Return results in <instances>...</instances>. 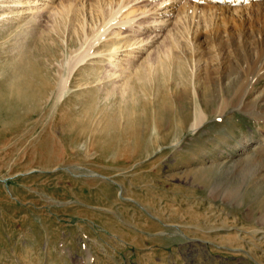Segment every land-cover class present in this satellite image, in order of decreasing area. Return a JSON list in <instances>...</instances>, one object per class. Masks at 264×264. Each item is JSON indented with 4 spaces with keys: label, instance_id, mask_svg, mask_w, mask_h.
Segmentation results:
<instances>
[{
    "label": "rangeland",
    "instance_id": "1",
    "mask_svg": "<svg viewBox=\"0 0 264 264\" xmlns=\"http://www.w3.org/2000/svg\"><path fill=\"white\" fill-rule=\"evenodd\" d=\"M4 1L0 264H264V171L239 189L215 167L223 139L253 137L254 123L233 111L189 128L194 93L257 37L262 7L171 0L156 37L131 30L164 0H56L36 14ZM134 43L149 45L122 52Z\"/></svg>",
    "mask_w": 264,
    "mask_h": 264
},
{
    "label": "bare ground",
    "instance_id": "2",
    "mask_svg": "<svg viewBox=\"0 0 264 264\" xmlns=\"http://www.w3.org/2000/svg\"><path fill=\"white\" fill-rule=\"evenodd\" d=\"M55 1L56 0H26L24 2L23 0H6L4 1L5 5L3 4L2 7H14V9H16L25 6L30 10L29 13L36 14L43 10L45 11V8H47L46 6ZM219 1L223 4H227V7L233 11L242 8L240 6L244 2L250 4L252 2V5H259L264 11V0ZM143 11H141L142 13L139 12L140 15L142 17H149L150 21L140 24L137 30H131V32H134L132 35H141L142 33H146V29H151L158 32L155 34L156 37H160L161 31H165V27L172 24L174 20L172 16L175 12L174 4L171 0H164L153 12L147 9ZM4 16L2 17L3 19ZM146 43H141L139 46L137 43H134L133 46L130 47L129 45V48H125L122 52L131 53L133 49H136L134 53H140L146 50L143 47L149 45ZM134 46L135 48H133ZM241 48H239L240 50L238 49L239 51H236L234 62L228 61L223 63V73L221 74L222 78L219 83L210 81L212 79L205 80L204 91L202 93H194L195 110L192 112L193 121H191L192 123L189 125L191 132L196 133L206 122L210 121L211 116H215V118L218 119L222 117L227 118L233 111H240L248 115L249 120L254 123L253 125L256 129L253 133V137L236 135L235 132H232L231 135L226 138L223 137V147H221L223 148V151H221L223 164L215 166L218 170L223 166L222 171H220L219 180L223 176V183H226L225 179H227V182L231 185L235 182H239V189H241L243 184L245 185V181L249 176H251L252 179L254 178L255 181L261 180V173L264 171V85H261L264 82V27L262 30L258 31L256 38L245 39ZM119 52L115 54L116 58L122 56ZM134 53L130 55L127 54V56L132 58ZM218 86L219 88H217ZM233 140H236V142L234 143ZM203 155H205V157H203L204 159L209 157L206 153ZM209 169L214 170V166ZM224 195L236 201H239L241 198V196L238 198L236 193L230 191L226 192ZM238 239H243L242 241H244L245 238H240L239 236L223 238V243L229 245L234 244Z\"/></svg>",
    "mask_w": 264,
    "mask_h": 264
}]
</instances>
